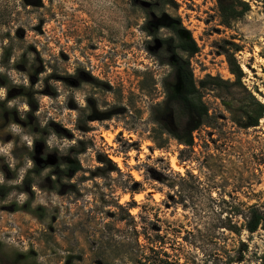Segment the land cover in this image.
<instances>
[{
	"label": "rangeland",
	"instance_id": "obj_1",
	"mask_svg": "<svg viewBox=\"0 0 264 264\" xmlns=\"http://www.w3.org/2000/svg\"><path fill=\"white\" fill-rule=\"evenodd\" d=\"M241 1L227 27L219 5L242 3L0 0V264H264V227L242 217L264 210V112L246 125L264 0ZM163 14L198 46L195 80L219 78L192 145L153 119L172 78Z\"/></svg>",
	"mask_w": 264,
	"mask_h": 264
},
{
	"label": "trees",
	"instance_id": "obj_2",
	"mask_svg": "<svg viewBox=\"0 0 264 264\" xmlns=\"http://www.w3.org/2000/svg\"><path fill=\"white\" fill-rule=\"evenodd\" d=\"M233 1L242 3L244 7L236 10L233 2L228 3L227 6L219 5L221 21L227 27L231 20L236 19L249 9L247 2ZM154 24L156 29L161 27L169 29L175 38L173 44H170L172 38L162 40L171 46L167 64L171 67L172 78L164 82L165 97L161 103L155 106L156 111L153 113V119L164 132H167L179 143L192 145L193 131L205 124L209 116L208 107L200 96V87L216 84L215 81H218L219 78L208 76L207 79H201L198 82L195 80L187 56L194 55L198 51V46L191 32L182 26L179 18L163 14ZM178 51L185 53L186 57ZM263 112L264 105L259 104L255 117L249 120L246 125H257ZM68 167L73 174L80 169L78 162ZM242 217L243 227L250 233L264 227V210L259 207L248 208Z\"/></svg>",
	"mask_w": 264,
	"mask_h": 264
},
{
	"label": "bare ground",
	"instance_id": "obj_3",
	"mask_svg": "<svg viewBox=\"0 0 264 264\" xmlns=\"http://www.w3.org/2000/svg\"><path fill=\"white\" fill-rule=\"evenodd\" d=\"M244 68H245V67H244ZM106 140H107L108 142H110V138H109V137H107ZM110 157H111V159H112L113 161H115V162H117V163L119 164V157H116V156H110ZM170 164H171V167H172L173 169H175V170H181V169H180V166H182V165H180L179 162H177L176 159H175L174 157H172V158L170 159ZM134 177L137 178L136 173H134ZM136 196H138V195H136Z\"/></svg>",
	"mask_w": 264,
	"mask_h": 264
},
{
	"label": "water",
	"instance_id": "obj_4",
	"mask_svg": "<svg viewBox=\"0 0 264 264\" xmlns=\"http://www.w3.org/2000/svg\"><path fill=\"white\" fill-rule=\"evenodd\" d=\"M147 5V4H146ZM157 41V47L161 44L160 41L156 40Z\"/></svg>",
	"mask_w": 264,
	"mask_h": 264
}]
</instances>
